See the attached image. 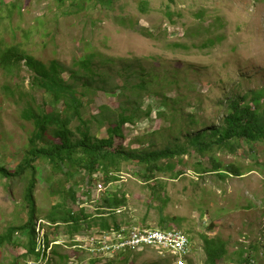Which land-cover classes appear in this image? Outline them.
Here are the masks:
<instances>
[{
  "label": "rangeland",
  "instance_id": "obj_1",
  "mask_svg": "<svg viewBox=\"0 0 264 264\" xmlns=\"http://www.w3.org/2000/svg\"><path fill=\"white\" fill-rule=\"evenodd\" d=\"M144 1L146 11L141 8ZM14 3L18 7H13ZM71 4L72 0L63 4L59 0H0V39L21 42L43 60L59 59L70 65L93 49L100 55L124 57L145 71L151 83L148 90L141 91V103L143 108L151 105L152 113L126 125L125 137L117 143L123 142L127 149L140 148V143L145 150L188 145L189 134L222 122L227 99L264 89V0H115L112 4L86 0L74 8ZM215 36L221 40L214 46H202L206 37ZM118 78L111 79V86ZM32 80L33 73L24 62L14 73L0 67V164L10 169L24 158L34 130L33 122L22 114L27 102L55 106L53 95L32 86ZM153 91L179 102L168 107ZM103 104L116 108L119 103L110 93L99 92L88 105L86 117ZM160 111L164 113L159 115ZM93 129L100 136L106 131L95 124ZM215 157L225 165L239 167L243 174L225 179L216 172L198 176L193 168L199 163L211 167L212 161L192 152L185 155V164L179 166L184 175L177 179L159 173L157 180L147 183L141 175L143 167L124 163L117 181L108 182L102 174L91 182L85 174L69 181L64 173L52 175L49 163L40 160L35 188L38 214L44 217L65 198L69 208L79 212L84 203L102 207L106 195L124 194L120 214L126 224L122 225L184 230L191 239L183 257L185 264H205L203 235L226 241L228 252L220 264H243L241 259L248 254L255 260L253 264H264V142H244L236 152L221 150ZM99 183L103 185L100 192ZM27 185L26 176L0 177V233L27 219L23 213ZM153 185L161 199L154 197ZM94 186L97 189L93 191ZM71 190L76 203L70 198ZM88 223L82 220L75 230L68 224L55 226L46 218L39 219L36 239L46 250V258H25L24 248L5 244L0 247V263L9 264L17 258L16 264H52L58 258L52 253L53 240H57L59 252L69 256L67 264H91L95 252L82 247L95 246L91 239L100 232L89 229ZM25 238L16 232L14 240ZM132 249L112 256L103 254L102 258H115V264H151L158 259L177 264L168 252L151 247ZM127 256V261H120Z\"/></svg>",
  "mask_w": 264,
  "mask_h": 264
},
{
  "label": "trees",
  "instance_id": "obj_2",
  "mask_svg": "<svg viewBox=\"0 0 264 264\" xmlns=\"http://www.w3.org/2000/svg\"><path fill=\"white\" fill-rule=\"evenodd\" d=\"M59 1L63 4L66 0ZM104 1L112 4L115 0ZM85 2L86 0H72L70 7H81ZM13 7L18 6L14 3ZM141 8L147 10L145 1L142 2ZM220 40L219 36L206 37L202 46L212 47ZM175 46L186 48L182 43H176ZM22 62L33 73L32 86H38L51 93L55 101L53 108L27 102L22 114L34 124L29 147L15 169L0 164V177L28 178L23 211L27 219L20 224L8 226L0 233V247L5 244L22 247L25 250L22 256L25 258L35 256L37 259H44L47 256L46 250L39 249L36 239L39 219L46 218L55 226L68 224L75 230L82 225L83 220V209L77 212L69 208L67 198L54 204L44 217H40L35 197L39 175L37 162L40 160L49 163L52 175L64 173L70 181L78 174H85L89 182L96 179L98 174H102L108 182L117 181L124 163H135L143 167L141 175L148 183L157 180L159 173H170L166 178L171 179L183 176L184 171L179 169V166L185 164V155L196 152L200 157H208L212 161L211 167L199 163L193 168L196 173L203 175L216 172L225 179L228 175L243 173L239 167L233 164L225 165L219 161L215 157L219 151L236 152L244 142H264V89L243 95L237 93L227 99L222 122L209 129L189 134L188 145L176 143L161 149L145 150L141 147L142 140L139 139L140 148L127 149L123 142L117 143L118 140L124 139L126 125L135 124L141 117H149L152 113L151 105L143 108L144 104L141 103L143 97L141 91L148 90L151 83V79L146 78L145 71H139L124 57L100 55L93 49L73 59L70 65L59 59L43 60L25 49L21 42L11 44L0 39V67L8 73H14ZM114 69L117 71L114 72ZM115 76L119 78L117 83L111 86V79ZM137 78L139 81H134L138 80ZM102 91L115 96L118 106L112 108L103 104L98 112H91L90 118H87L88 105L94 102L97 94ZM153 93L168 107L179 102L178 98L170 100V97L160 94L159 91ZM247 98H250L249 101ZM163 113L164 111H160L159 115ZM94 124L98 130L105 128V134L100 136L94 133ZM154 185L153 195L161 199L160 191ZM120 197L126 199L124 194L122 196L114 193L113 197L106 199V206L108 204L109 208L117 209L124 202ZM70 198L72 202H77L73 190ZM174 218L176 221L181 220ZM16 232L25 234V241L15 242ZM202 237L206 252L205 264H220L228 252L226 241L208 235ZM60 247L58 243L52 247V253L58 254V258L52 264H67L69 256L61 254ZM244 252V250L240 252L241 257L244 256ZM95 258L91 264H115L113 261L115 258ZM127 259L128 256L121 258L120 261L124 262ZM16 260L17 258L12 259L9 264H16ZM241 261L243 264L255 262L250 254ZM167 262V259H158L151 264Z\"/></svg>",
  "mask_w": 264,
  "mask_h": 264
},
{
  "label": "built area",
  "instance_id": "obj_3",
  "mask_svg": "<svg viewBox=\"0 0 264 264\" xmlns=\"http://www.w3.org/2000/svg\"><path fill=\"white\" fill-rule=\"evenodd\" d=\"M102 187L103 185L99 183L98 192ZM91 243L95 246L85 245L82 248L89 252H95L94 257L102 258L103 254L112 256L132 248L151 247L173 255L177 259V264H185L183 257L191 247L190 237L180 228L122 224L100 232L97 237L91 239ZM39 249L41 248L39 247Z\"/></svg>",
  "mask_w": 264,
  "mask_h": 264
},
{
  "label": "crops",
  "instance_id": "obj_4",
  "mask_svg": "<svg viewBox=\"0 0 264 264\" xmlns=\"http://www.w3.org/2000/svg\"><path fill=\"white\" fill-rule=\"evenodd\" d=\"M198 176H202V175L198 174ZM96 189L97 186H94L92 187L91 190L94 191ZM88 192L91 193L92 191H88ZM106 196L108 198L111 197V195H106ZM96 200L97 198H95L94 201ZM82 209H83L82 217H84L83 221L89 220L90 221V223H88V226L90 227L89 229H92L93 231L101 232L105 230H110L114 227H118L120 224H126L124 223L125 222L124 218L121 216L122 214H120L122 212V210H120V207L112 210V208L108 207V204L107 206L105 204L102 207H99V205L96 204L93 207L89 205V203L86 204L84 203ZM100 209H102L103 211H99ZM139 226H149V225H139Z\"/></svg>",
  "mask_w": 264,
  "mask_h": 264
}]
</instances>
